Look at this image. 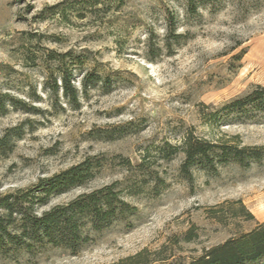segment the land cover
Listing matches in <instances>:
<instances>
[{
    "label": "rangeland",
    "instance_id": "1",
    "mask_svg": "<svg viewBox=\"0 0 264 264\" xmlns=\"http://www.w3.org/2000/svg\"><path fill=\"white\" fill-rule=\"evenodd\" d=\"M61 68L72 70L78 106L62 91L56 103L50 90ZM255 85L264 86V0H0V100L9 94L40 110L5 101L0 111V138L11 130L0 150V197L90 156L103 159L96 177L37 211L117 181L137 208L91 231L76 255L5 242L0 264H114L145 249L191 261L255 224L219 223L214 206L241 199L264 221V159L217 172L193 167L188 181L185 155L165 152L190 132L264 145L263 115L222 111Z\"/></svg>",
    "mask_w": 264,
    "mask_h": 264
},
{
    "label": "trees",
    "instance_id": "2",
    "mask_svg": "<svg viewBox=\"0 0 264 264\" xmlns=\"http://www.w3.org/2000/svg\"><path fill=\"white\" fill-rule=\"evenodd\" d=\"M70 54L71 52L62 55L60 64ZM72 75V70L61 68L60 84L53 76L54 84L48 82L56 103L59 92L62 91V97L70 104L79 105V92L72 83ZM5 101L13 107L21 105L20 109L25 113H40L35 107L6 94L0 100L1 114L4 113ZM222 111L228 116H251L254 119L261 117L259 115L264 116V86H252L249 91L225 104ZM10 132L11 130L7 131L0 138V150H6ZM167 147V158L180 151L185 155L181 171L188 181L193 179V167L217 172L219 165L235 163L241 167H249L252 162L264 159V145H242L238 136L212 141L198 138L190 132L181 146L167 143ZM103 166V159L89 156L50 177L41 178L31 188L1 196L0 245L9 242L25 246L30 252L36 243H46L76 255L92 240L91 231L107 229L124 218L135 215L137 208L122 196L118 181L85 191L67 203L54 205L40 213L37 211L39 207L48 206L53 197L85 187ZM209 211L210 218L219 223L232 220L242 224H255L205 250L200 257L191 261H183L173 254L163 256L164 249L155 252L145 249L114 264H264V221H257L241 199L225 201ZM195 236L194 231L190 230L184 240L190 242Z\"/></svg>",
    "mask_w": 264,
    "mask_h": 264
}]
</instances>
